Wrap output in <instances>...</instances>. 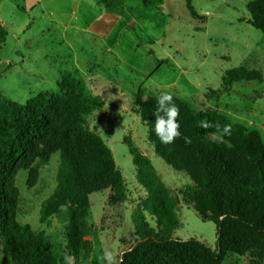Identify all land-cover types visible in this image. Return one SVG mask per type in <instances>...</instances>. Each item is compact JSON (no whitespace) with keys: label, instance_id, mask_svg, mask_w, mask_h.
<instances>
[{"label":"rangeland","instance_id":"obj_1","mask_svg":"<svg viewBox=\"0 0 264 264\" xmlns=\"http://www.w3.org/2000/svg\"><path fill=\"white\" fill-rule=\"evenodd\" d=\"M108 1L109 7L101 0H0V25L7 31L0 44V93L20 104L42 93L61 95L59 80L75 72L86 91L106 104L86 124L111 148L128 197L110 205L111 188L90 195L80 264H108L105 251L113 257L111 264H119L123 251L135 243L132 213L146 192L136 180L125 137L151 159L176 193L192 183L185 172L155 154L136 113L157 95L171 93L195 112L215 110L259 132L264 142V34L248 22L252 0H193L204 22L189 15L185 0H165L157 7L140 0ZM241 66L260 71L263 80L236 82L225 89V72ZM58 166L56 153L37 172L17 167L1 205L10 221L28 225L66 252L59 220L41 221L42 205L56 190ZM179 217L174 238L197 239L217 249L213 222L203 221L184 203ZM147 219L156 226L149 215ZM0 264H13L1 243ZM223 264L247 260L229 254Z\"/></svg>","mask_w":264,"mask_h":264},{"label":"trees","instance_id":"obj_2","mask_svg":"<svg viewBox=\"0 0 264 264\" xmlns=\"http://www.w3.org/2000/svg\"><path fill=\"white\" fill-rule=\"evenodd\" d=\"M106 7L108 0H101ZM157 7L165 0H140ZM189 15L205 21L185 0ZM248 22L264 34V0L247 4ZM7 31L0 25V44ZM2 73H0V78ZM258 70L229 69L222 77L225 89L241 81H262ZM61 95L39 94L25 104L0 93V243L13 264H66L71 257L80 264L85 233L89 229V197L111 188L110 205L125 202L127 183L104 139L91 131L86 120L105 107L101 96L91 95L75 72L58 82ZM211 94L217 95L216 91ZM160 95V94H159ZM157 95L136 113L147 127V140L157 156L192 183L175 192L164 181L151 159L130 137H125L146 195L132 213L135 243L124 250L119 264H223L229 254L244 256L247 264H264V142L257 131L234 123L215 110H192L179 98L177 121L181 136L163 144L154 132ZM206 121L208 127H201ZM229 126V133L223 129ZM184 137L190 140L186 142ZM59 153L56 190L43 203L41 221L56 217L66 238V252L28 225L10 221L1 205L11 173L17 167L37 172ZM191 206L203 221L216 225L218 246L213 249L197 239L173 237L180 227L179 207ZM147 215L155 221L152 226Z\"/></svg>","mask_w":264,"mask_h":264},{"label":"clouds","instance_id":"obj_3","mask_svg":"<svg viewBox=\"0 0 264 264\" xmlns=\"http://www.w3.org/2000/svg\"><path fill=\"white\" fill-rule=\"evenodd\" d=\"M155 116L154 132L163 144H170L175 138L181 136L180 124L177 121L179 115V108L173 102V96L171 93L162 92L156 99V108L153 113ZM201 127H208L206 121L200 122ZM230 131L229 126H225L223 132L228 134ZM186 142L190 143L188 137H184ZM103 259L111 264L113 257L108 251L104 252ZM66 264H72L71 257H65Z\"/></svg>","mask_w":264,"mask_h":264}]
</instances>
